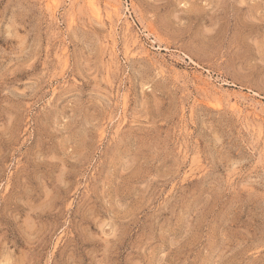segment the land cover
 Returning <instances> with one entry per match:
<instances>
[{"label": "rangeland", "instance_id": "obj_1", "mask_svg": "<svg viewBox=\"0 0 264 264\" xmlns=\"http://www.w3.org/2000/svg\"><path fill=\"white\" fill-rule=\"evenodd\" d=\"M0 264H264V0H0Z\"/></svg>", "mask_w": 264, "mask_h": 264}]
</instances>
